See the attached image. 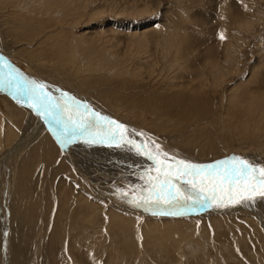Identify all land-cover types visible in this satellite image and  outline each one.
I'll list each match as a JSON object with an SVG mask.
<instances>
[{
    "label": "rangeland",
    "instance_id": "374dc122",
    "mask_svg": "<svg viewBox=\"0 0 264 264\" xmlns=\"http://www.w3.org/2000/svg\"><path fill=\"white\" fill-rule=\"evenodd\" d=\"M0 19V57L54 96L87 102L177 160L264 166V0H0ZM7 90L0 264H264V197L228 203L225 186L183 215L135 207L156 202L164 167L84 138L62 147ZM175 93L200 96L183 114L167 107Z\"/></svg>",
    "mask_w": 264,
    "mask_h": 264
},
{
    "label": "snow or ice",
    "instance_id": "6c2138e0",
    "mask_svg": "<svg viewBox=\"0 0 264 264\" xmlns=\"http://www.w3.org/2000/svg\"><path fill=\"white\" fill-rule=\"evenodd\" d=\"M4 69L7 71H3ZM5 86L18 103L26 104L38 116L53 125L52 130L62 147L78 138H84L89 144L106 143L116 147L135 143L132 139H125L124 134L129 131L126 125L102 116L87 102L80 101L69 93L61 92L59 96H54L47 90L46 84L25 76L4 57H0V89ZM137 134L134 131L131 133ZM149 144L153 151H145L146 146L142 144L137 154L146 155L153 161V165L156 163V157L162 156L164 160L161 163L174 161L175 169L173 171L171 166L166 170L161 168L163 180H160V177L153 178L159 182L158 191L157 185H152V192L157 197L155 203L150 204V198L141 196L138 200L129 201L135 207L144 208L145 211L159 209L161 215H183L185 207L195 209L211 206V201L217 199L216 191L224 193L225 186L228 203H231L235 196L242 200H252L256 196L264 197V166L235 155L214 164H197L183 159L177 160L162 151L161 146L154 141ZM177 184L182 192L188 194L178 198L174 192ZM208 191L213 193L211 197L205 195ZM161 199L165 201L166 207L159 203ZM224 203L221 196L219 204ZM155 214L157 213L153 211V215Z\"/></svg>",
    "mask_w": 264,
    "mask_h": 264
},
{
    "label": "bare ground",
    "instance_id": "6f19581e",
    "mask_svg": "<svg viewBox=\"0 0 264 264\" xmlns=\"http://www.w3.org/2000/svg\"><path fill=\"white\" fill-rule=\"evenodd\" d=\"M13 7V6H12ZM14 8V7H13ZM19 11V10H18ZM23 11V10H22ZM7 12V11H6ZM1 20V19H0ZM7 20V19H6ZM8 21V20H7ZM14 21H15V19H14ZM14 21H12V22H14ZM17 21V20H16ZM21 21V20H20ZM24 23V22H23ZM22 23V24H23ZM3 25V24H2ZM1 26V25H0ZM4 27H5V25H4ZM3 27V28H4ZM1 30H2V28H1ZM8 36V35H7ZM7 36L4 34V37H6L7 38ZM9 38V37H8ZM13 40V39H12ZM4 41V40H3ZM10 42V41H9ZM80 53V52H79ZM110 53V52H109ZM106 55V54H105ZM108 55V54H107ZM122 58V57H121ZM8 89V88H7ZM133 89V88H132ZM150 90V89H149ZM148 90V91H149ZM7 91H9V90H7ZM137 91V90H136ZM152 92H153V90H151ZM145 92V91H144ZM151 92V93H152ZM175 92V91H174ZM184 92V91H183ZM9 94H10V91L8 92ZM162 93V92H161ZM146 94V93H145ZM149 94V93H148ZM147 94V95H148ZM164 94V93H163ZM181 94V93H180ZM11 95V94H10ZM96 95V94H95ZM157 95L158 96H160V94L159 93H157ZM166 95V94H165ZM169 95V94H168ZM170 95H171V93H170ZM12 96V95H11ZM144 96V95H143ZM200 96V95H199ZM199 96L198 95H187V94H184V93H182V95H179L178 93H175V95H172V96H169L168 98H166V97H164V99H167V100H169L170 102L168 103V105H167V107L169 108V109H176L177 111L176 112H181V113H183L184 111L185 112H189V106H184L183 107V105H192L193 104V101H194V99H197V98H199ZM13 97V96H12ZM161 97H162V95H161ZM138 98V97H137ZM14 99V98H13ZM15 101H17L16 99H14ZM125 101L127 100V98L126 99H124ZM138 99H136V101H137ZM17 103V102H16ZM21 105H23V103H20ZM19 105V104H18ZM27 108H28V110H30L29 109V107L26 105V104H24ZM134 107V106H133ZM142 107V106H141ZM145 107V106H144ZM133 109V108H132ZM139 109V108H138ZM137 109V110H138ZM141 109V108H140ZM143 110H144V108H142ZM146 109H148V108H146ZM145 109V110H146ZM194 109V108H193ZM195 111V110H194ZM183 114H185V113H183ZM188 114V113H187ZM171 115H172V113H171ZM179 115V114H178ZM183 116V115H182ZM110 117V116H109ZM196 117H198V116H196ZM180 118V117H179ZM184 118H185V116H184ZM32 119V118H31ZM181 119V118H180ZM192 119V118H191ZM197 120V119H196ZM202 120V119H201ZM43 121V120H42ZM41 123V122H40ZM43 124V123H42ZM42 124H38L39 126H41ZM251 124V123H250ZM124 125H126V124H124ZM127 126V125H126ZM129 126V125H128ZM247 127V126H246ZM128 128V132L129 133H132L133 131L135 132V133H138L135 129L136 128H134V127H131V128H129V127H127ZM42 130V129H41ZM52 134H54V133H52ZM125 135V139H132L135 143L134 144H129L131 147H129V146H126V145H123V146H121V147H116L115 145H113V146H108L107 147V152L108 153H115V154H118L119 155V151L120 150H124V148L125 149H127L129 152H130V154H132V152H134L133 150H135V152L137 153V151L138 150H140V146L142 145V144H144L142 141H141V139L139 138L140 136L137 134V135H133L132 137L131 136H129V135H127L126 133L124 134ZM142 139H144V138H142ZM82 140V139H81ZM145 140V139H144ZM75 142V141H74ZM85 142V141H84ZM73 143V142H72ZM83 143V142H82ZM86 143V142H85ZM85 143H83V144H85ZM76 144V143H75ZM78 144V143H77ZM77 144L75 145V147L77 146ZM79 144H81L80 142H79ZM83 144H81V145H83ZM87 144V143H86ZM89 144V143H88ZM87 144V145H88ZM95 144V143H94ZM99 144V143H98ZM106 144V143H105ZM73 145V144H72ZM86 145V146H87ZM146 147H145V151H153V149H152V146H151V144H149V142L148 141H146V144H144ZM80 146V145H79ZM81 147V146H80ZM97 147L100 149V150H102V149H104V148H106L105 146H102L101 144L100 145H97ZM79 148V147H78ZM84 148V147H83ZM82 148V149H83ZM75 149H77V147L75 148ZM81 148H79V150H80ZM16 151V150H15ZM103 151V150H102ZM125 151V153L127 152L126 150H124ZM123 151V152H124ZM87 152H88V150H87ZM121 152V151H120ZM129 154V155H130ZM134 155H136V154H134ZM179 155V154H178ZM110 157V156H109ZM126 157H128V156H126ZM147 156L145 155V158H146ZM160 158L162 159V160H164V158L162 157V156H157L156 157V164H159L161 167H164V169L166 170L167 168H169L170 166L173 168V171H174V169H175V162L174 161H171V160H169V161H166V162H164L163 164L161 163V161H160ZM144 159V158H143ZM185 159V158H184ZM139 161V160H138ZM144 161H145V159H144ZM143 161V162H144ZM146 161H147V159H146ZM150 161H152V160H150ZM149 162V161H148ZM153 162V161H152ZM194 162V161H193ZM192 162V163H193ZM200 164H203V163H200ZM139 165V163H137V165L135 166V167H137ZM146 165V164H145ZM259 165V164H258ZM132 167V166H131ZM134 167V168H135ZM150 167V166H149ZM134 168H132L133 170H135ZM137 169H138V167H137ZM135 174H136V170H135ZM145 174V173H144ZM142 175V174H141ZM140 175V176H141ZM144 175H142V177H143ZM147 176V175H146ZM145 176V177H146ZM154 177H157V175H154ZM153 177V178H154ZM188 179H191V178H188ZM250 201V200H249ZM247 202V203H251V202ZM256 202H258V201H256ZM256 202H252V207H251V209L253 210L254 208H255V206H254V204L253 203H256ZM261 202V201H260ZM246 203V204H247ZM169 226H172V225H169ZM182 228V227H181ZM175 234V233H174ZM181 235H182V233H181ZM183 237H185V236H183ZM185 238H187V237H185ZM157 239H158V237H157ZM155 242V241H154ZM159 244V243H158ZM200 247V246H199ZM71 257V256H70ZM77 262V261H76ZM73 263V262H72Z\"/></svg>",
    "mask_w": 264,
    "mask_h": 264
}]
</instances>
